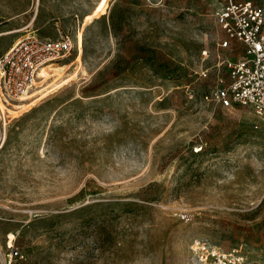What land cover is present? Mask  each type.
Instances as JSON below:
<instances>
[{"label":"rangeland","instance_id":"rangeland-1","mask_svg":"<svg viewBox=\"0 0 264 264\" xmlns=\"http://www.w3.org/2000/svg\"><path fill=\"white\" fill-rule=\"evenodd\" d=\"M222 3L0 0V57L29 31L75 43L0 100V264L11 245L22 264H192L197 239L264 254V119L203 98L228 73Z\"/></svg>","mask_w":264,"mask_h":264},{"label":"built area","instance_id":"built-area-1","mask_svg":"<svg viewBox=\"0 0 264 264\" xmlns=\"http://www.w3.org/2000/svg\"><path fill=\"white\" fill-rule=\"evenodd\" d=\"M217 23L223 33L219 47L231 52L223 61L228 73L203 98L227 109L249 107L264 119V7L249 0H223ZM74 47L69 35L53 38L27 32L0 57V100L21 101L43 88L47 80L42 70L64 62ZM24 260L21 249L11 245L4 264ZM191 263L264 264V254L251 260L240 251L197 239L191 245Z\"/></svg>","mask_w":264,"mask_h":264},{"label":"bare ground","instance_id":"bare-ground-1","mask_svg":"<svg viewBox=\"0 0 264 264\" xmlns=\"http://www.w3.org/2000/svg\"><path fill=\"white\" fill-rule=\"evenodd\" d=\"M49 67H50V66H49ZM46 68H48V67H46ZM46 68H44V69H46ZM44 69H43V70H44ZM43 70H42L41 74H42L43 76H45V75L43 74ZM23 99H24V98H23ZM23 99H22V100H23ZM3 102H4V101H3ZM5 103H6V102H5ZM7 104H10V105H11L12 102L9 101Z\"/></svg>","mask_w":264,"mask_h":264}]
</instances>
